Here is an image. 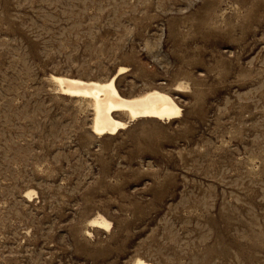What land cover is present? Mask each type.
<instances>
[{
	"label": "rangeland",
	"instance_id": "rangeland-1",
	"mask_svg": "<svg viewBox=\"0 0 264 264\" xmlns=\"http://www.w3.org/2000/svg\"><path fill=\"white\" fill-rule=\"evenodd\" d=\"M119 69L182 116L95 137L49 82ZM137 259L264 264V0H0V264Z\"/></svg>",
	"mask_w": 264,
	"mask_h": 264
},
{
	"label": "bare ground",
	"instance_id": "bare-ground-1",
	"mask_svg": "<svg viewBox=\"0 0 264 264\" xmlns=\"http://www.w3.org/2000/svg\"><path fill=\"white\" fill-rule=\"evenodd\" d=\"M123 69L105 80L79 79L70 76L50 75L49 82L60 96L82 104L91 111L90 132L95 137L116 135L127 124L139 119H156L168 122L182 116L181 109L169 93L156 88L122 94L115 85L116 78ZM183 83L175 85L174 90L186 88ZM28 197L31 192L27 193ZM92 228L107 229L109 222L97 215L89 220ZM89 233V232H88ZM134 264H151L137 259Z\"/></svg>",
	"mask_w": 264,
	"mask_h": 264
}]
</instances>
